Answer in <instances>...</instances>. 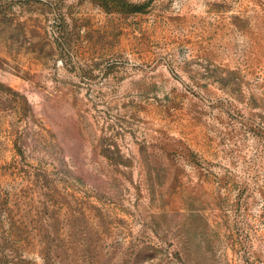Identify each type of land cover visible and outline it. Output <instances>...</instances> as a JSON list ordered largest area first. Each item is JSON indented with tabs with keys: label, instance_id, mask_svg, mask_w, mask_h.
Returning a JSON list of instances; mask_svg holds the SVG:
<instances>
[{
	"label": "rangeland",
	"instance_id": "1",
	"mask_svg": "<svg viewBox=\"0 0 264 264\" xmlns=\"http://www.w3.org/2000/svg\"><path fill=\"white\" fill-rule=\"evenodd\" d=\"M0 264H264V0H0Z\"/></svg>",
	"mask_w": 264,
	"mask_h": 264
}]
</instances>
